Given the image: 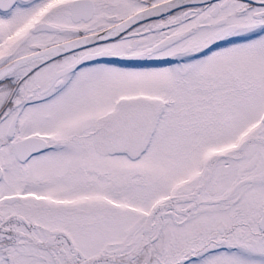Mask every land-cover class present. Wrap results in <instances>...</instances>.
I'll list each match as a JSON object with an SVG mask.
<instances>
[{
    "label": "snow or ice",
    "instance_id": "snow-or-ice-1",
    "mask_svg": "<svg viewBox=\"0 0 264 264\" xmlns=\"http://www.w3.org/2000/svg\"><path fill=\"white\" fill-rule=\"evenodd\" d=\"M0 264H264V0H0Z\"/></svg>",
    "mask_w": 264,
    "mask_h": 264
}]
</instances>
